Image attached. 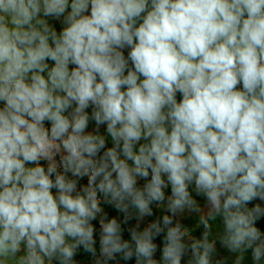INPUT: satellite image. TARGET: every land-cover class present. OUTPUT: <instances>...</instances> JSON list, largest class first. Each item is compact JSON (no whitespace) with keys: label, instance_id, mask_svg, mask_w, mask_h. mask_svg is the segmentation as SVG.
Listing matches in <instances>:
<instances>
[{"label":"clouds","instance_id":"clouds-1","mask_svg":"<svg viewBox=\"0 0 264 264\" xmlns=\"http://www.w3.org/2000/svg\"><path fill=\"white\" fill-rule=\"evenodd\" d=\"M260 222L264 0H0V264H264Z\"/></svg>","mask_w":264,"mask_h":264},{"label":"rangeland","instance_id":"rangeland-1","mask_svg":"<svg viewBox=\"0 0 264 264\" xmlns=\"http://www.w3.org/2000/svg\"><path fill=\"white\" fill-rule=\"evenodd\" d=\"M167 191L168 190H166V192ZM192 194L197 199L198 203L203 207V205L205 203L203 197L195 196L194 192ZM105 211L109 214V212L115 211V210L113 208L109 207V206H105ZM113 215H115L114 216L115 218H117V219L119 218V216H117L116 214H113ZM198 218H199V214H195L194 213V214H185L181 219H182V223L186 227H188L190 229V231H192L197 237H200L204 229H203V225L198 223ZM149 222H150L149 218L146 217L145 220L140 225L141 229H143ZM135 223H136V221L132 220V221L129 222V224L127 226L128 227L134 226ZM93 224L96 227V236L98 237V235H99V224H98V221H94ZM212 238L213 237L210 236V239H212ZM216 247L218 249V254L216 256V259L227 258L228 259V264H233V262L235 260V256L229 254L225 249L220 248V245H219L218 242H217ZM157 258H159V253H157ZM77 264H88V261L86 259L84 262L77 263ZM244 264H252L250 254L248 256H246Z\"/></svg>","mask_w":264,"mask_h":264},{"label":"trees","instance_id":"trees-1","mask_svg":"<svg viewBox=\"0 0 264 264\" xmlns=\"http://www.w3.org/2000/svg\"><path fill=\"white\" fill-rule=\"evenodd\" d=\"M153 207L155 208V205H153ZM111 213V214H110ZM113 214H116L117 216H119V218H118V220H122V215L121 214H119V213H117L116 211H111V212H109V218H112V217H114L115 215H113ZM149 218V220H150V222H151V220L152 219H155V218H157V217H148ZM258 227H261V229L262 230H264V222H260V223H258V225H257ZM127 225H124V228H125V232H124V238L125 239H129L130 237H129V233H128V231H127ZM97 237V236H96ZM98 238V237H97ZM157 243H159V239L157 240ZM99 248V241H98V239H97V249ZM87 259V261H88V264H92V260H93V258L89 255V254H87V253H85V252H83V250H80L79 252H78V254L76 255V257H75V260H76V262L77 263H81V262H84L85 260ZM121 264H123V262H121Z\"/></svg>","mask_w":264,"mask_h":264},{"label":"built area","instance_id":"built-area-1","mask_svg":"<svg viewBox=\"0 0 264 264\" xmlns=\"http://www.w3.org/2000/svg\"><path fill=\"white\" fill-rule=\"evenodd\" d=\"M85 182H86V180H85Z\"/></svg>","mask_w":264,"mask_h":264},{"label":"crops","instance_id":"crops-1","mask_svg":"<svg viewBox=\"0 0 264 264\" xmlns=\"http://www.w3.org/2000/svg\"><path fill=\"white\" fill-rule=\"evenodd\" d=\"M103 130V129H102Z\"/></svg>","mask_w":264,"mask_h":264}]
</instances>
